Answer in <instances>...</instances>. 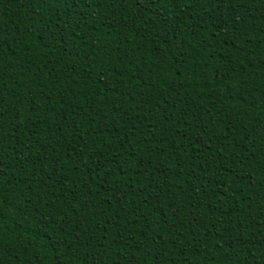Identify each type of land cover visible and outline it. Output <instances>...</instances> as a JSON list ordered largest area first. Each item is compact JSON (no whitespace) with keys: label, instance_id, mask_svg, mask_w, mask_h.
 <instances>
[{"label":"trees","instance_id":"16d2710c","mask_svg":"<svg viewBox=\"0 0 264 264\" xmlns=\"http://www.w3.org/2000/svg\"><path fill=\"white\" fill-rule=\"evenodd\" d=\"M0 113V264H264V0H0Z\"/></svg>","mask_w":264,"mask_h":264},{"label":"snow or ice","instance_id":"6c2138e0","mask_svg":"<svg viewBox=\"0 0 264 264\" xmlns=\"http://www.w3.org/2000/svg\"><path fill=\"white\" fill-rule=\"evenodd\" d=\"M41 2H47V0H41ZM54 3H63L65 5H68L69 7H80V6H84V8L86 9L87 7H91L92 4L96 3V0H92V4L89 3V0H53ZM177 0H133V6L138 7L142 10H148V9H156L158 10L159 7L163 6V5H171L173 3H176ZM41 38H44L43 34H41ZM53 39H55V37H53ZM49 43H51V41H49ZM104 72V74L106 75L107 72L106 70H101ZM120 114V109L116 108L115 112L113 113L114 116H119ZM2 113H0V118H2ZM102 127H108V125H102ZM134 131V129H130L129 132L127 133V135H131V132ZM144 144H148V140H143L142 141ZM153 142L156 144L157 147H159L161 144L164 143V139L160 138L157 139L156 137H153ZM121 147H123V137H121ZM72 151H75V149L73 148ZM108 147L107 145L105 146L104 149V156L107 157L108 155ZM81 155H83V153H81ZM134 155V154H133ZM157 155H159V153H157ZM69 159H71V157H69ZM149 159H151V156H149ZM109 163L113 162L111 159L108 160ZM57 164L59 165V161H57ZM103 166V162L100 161L99 162V166L95 169V171L99 172L100 167ZM60 167L62 168V165H60ZM46 171V169H44ZM77 171H79V169H76ZM0 175H2V172H0ZM42 179H45L42 177ZM48 180L51 181V184L53 186L55 185H61L63 186V180L64 178L57 173V175L55 176V178L52 177L51 173H49ZM98 179V177H97ZM217 180V184L216 187L221 189L222 191H228L230 190L228 188V185L223 183V177L222 175H218L216 177ZM35 182V181H33ZM46 187L48 186L47 184L45 185ZM193 188L196 187L195 184L192 185ZM112 191H115V189H111ZM88 191H90V189H88ZM145 203H147V200L144 201ZM55 203V202H53ZM121 203H123V201L121 200ZM88 205L85 204L84 207H87ZM198 202L197 203H193V207H198ZM4 207V200L0 199V214H2V210ZM170 212L172 213L173 216H175L177 219H179V213L180 211H182V209H176V208H171L169 207ZM35 210L32 208L31 203L29 202L26 206H21L19 209H17L14 212V215L17 217V223L20 222H27L26 218L31 215ZM163 219L165 221H167L168 217L165 216L163 217ZM219 223H223V221H218ZM40 224H46L47 221L44 219V217H40ZM242 226V225H241ZM37 227H39V225H37ZM194 235V233H193ZM151 243H155V238L152 239ZM66 241L63 238H59V239H49L48 243H47V247L50 251V253H55V254H61L60 250L62 248L65 247ZM235 246V245H234ZM3 251L2 248V242H0V252ZM62 255V254H61ZM77 259L82 260V258L77 257ZM86 264V262H85Z\"/></svg>","mask_w":264,"mask_h":264}]
</instances>
